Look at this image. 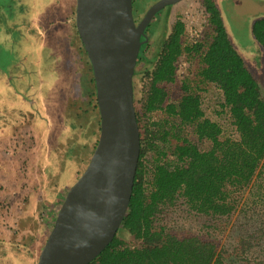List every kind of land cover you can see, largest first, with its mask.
<instances>
[{
  "label": "trees",
  "instance_id": "16d2710c",
  "mask_svg": "<svg viewBox=\"0 0 264 264\" xmlns=\"http://www.w3.org/2000/svg\"><path fill=\"white\" fill-rule=\"evenodd\" d=\"M203 5L204 39L183 47L185 24L177 20L143 72L141 97L134 98L141 150L131 201L116 236L89 264H264V93L215 0ZM251 32L264 53V16ZM148 47L147 39L137 64L150 62ZM183 54L199 66L173 98ZM209 84L220 92L216 118L207 116L209 98L202 95ZM236 212L241 232L228 248L178 224L185 216H207L213 230L227 228Z\"/></svg>",
  "mask_w": 264,
  "mask_h": 264
},
{
  "label": "rangeland",
  "instance_id": "374dc122",
  "mask_svg": "<svg viewBox=\"0 0 264 264\" xmlns=\"http://www.w3.org/2000/svg\"><path fill=\"white\" fill-rule=\"evenodd\" d=\"M158 1L134 0L135 20ZM217 2L233 43L264 93V53L251 32L253 21L264 16V0ZM76 3L0 0V264H37L58 210L99 139L93 69L73 21ZM205 14L203 0H181L155 15L146 32L150 62L136 66L135 99L141 97L143 72L152 67L172 24L181 20L185 27L194 26L199 36L184 33L182 40L200 42L208 32ZM182 56L189 67L177 73L173 98L181 92V81L199 66L198 60ZM205 88L207 116L216 118L220 92L211 84ZM241 219L236 212L227 228L222 224L214 230L207 216H185L178 224L217 240L221 249L237 243ZM124 238L132 240L127 233Z\"/></svg>",
  "mask_w": 264,
  "mask_h": 264
},
{
  "label": "water",
  "instance_id": "95a60500",
  "mask_svg": "<svg viewBox=\"0 0 264 264\" xmlns=\"http://www.w3.org/2000/svg\"><path fill=\"white\" fill-rule=\"evenodd\" d=\"M179 1L159 0L136 22L133 0H77L76 27L93 69L100 135L58 210L37 264H89L120 229L141 150L134 102L139 52L155 15Z\"/></svg>",
  "mask_w": 264,
  "mask_h": 264
},
{
  "label": "built area",
  "instance_id": "2783aa9c",
  "mask_svg": "<svg viewBox=\"0 0 264 264\" xmlns=\"http://www.w3.org/2000/svg\"><path fill=\"white\" fill-rule=\"evenodd\" d=\"M205 22L207 25H209L207 13L205 14ZM186 28L188 29V32H187ZM189 29H190V32H189ZM189 34L191 35V37H198L199 36L198 31L196 28H194V26L185 27V35H189ZM182 42H183V47H187V46L196 44L199 41L196 38L191 39V42H189L188 45H187V42L185 40L184 41L182 40ZM184 59L185 58L183 56H181L179 61L177 62V73H181L189 67V62L187 60H184Z\"/></svg>",
  "mask_w": 264,
  "mask_h": 264
},
{
  "label": "flooded vegetation",
  "instance_id": "af4514ba",
  "mask_svg": "<svg viewBox=\"0 0 264 264\" xmlns=\"http://www.w3.org/2000/svg\"><path fill=\"white\" fill-rule=\"evenodd\" d=\"M70 18H71V15L69 16V18L67 19V21L70 23ZM73 21L75 22V24H76V9L74 10V16H73ZM136 22H138L137 20H136ZM77 28V27H76ZM78 32V31H77ZM79 35V34H78ZM79 38H80V36H79ZM81 40V39H80ZM82 43V42H81ZM83 45V44H82Z\"/></svg>",
  "mask_w": 264,
  "mask_h": 264
},
{
  "label": "crops",
  "instance_id": "0c3cea01",
  "mask_svg": "<svg viewBox=\"0 0 264 264\" xmlns=\"http://www.w3.org/2000/svg\"><path fill=\"white\" fill-rule=\"evenodd\" d=\"M215 2L217 3V5H218V7L220 8V6H219V4H218V2H217V0H215ZM221 10V9H220ZM221 13H222V11H221ZM222 16H223V13H222ZM14 95L15 94H11V97H12V102H13V98H14ZM16 97V96H15ZM8 102V101H7ZM12 105V104H11ZM12 108V107H11ZM13 110H14V106H13V108H12ZM4 126V125H3ZM12 126H13V123H12Z\"/></svg>",
  "mask_w": 264,
  "mask_h": 264
}]
</instances>
